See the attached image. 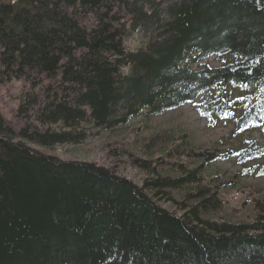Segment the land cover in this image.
I'll list each match as a JSON object with an SVG mask.
<instances>
[{"label":"trees","instance_id":"obj_1","mask_svg":"<svg viewBox=\"0 0 264 264\" xmlns=\"http://www.w3.org/2000/svg\"><path fill=\"white\" fill-rule=\"evenodd\" d=\"M136 34L147 41L131 49ZM230 86L249 95L236 129L264 127V0H0V264H264L261 200L253 220L205 216L233 182L214 187L203 168L229 152H192L199 165L171 163V176L125 149L147 173L138 183L36 149L200 98L203 115L224 116Z\"/></svg>","mask_w":264,"mask_h":264},{"label":"rangeland","instance_id":"obj_2","mask_svg":"<svg viewBox=\"0 0 264 264\" xmlns=\"http://www.w3.org/2000/svg\"><path fill=\"white\" fill-rule=\"evenodd\" d=\"M147 39L136 34L127 41L131 49H138ZM231 57H210L203 63L212 67L230 64ZM231 110L224 116L203 115L198 106L200 98L157 115H141L120 127L102 132L80 145L59 144L53 147L37 146L43 154L61 160H87L114 167L118 173L141 182L147 173L128 162L125 149L138 158L153 162H166L164 174L175 176L169 169L171 163L183 162L188 168L199 165L189 156L192 152H229L231 156L203 168L206 183L232 181V185L220 186L219 195L224 203L217 209H207L206 218L217 221L240 222L253 220L260 213L256 200L264 205V155L255 159H243L241 151L251 143L264 144L262 123L238 130L235 121L241 114L248 92L239 87H227ZM5 99V98H4ZM5 101H7L5 99ZM123 148L120 151V148ZM128 152H126L127 154ZM191 188L176 189L173 194L183 197Z\"/></svg>","mask_w":264,"mask_h":264}]
</instances>
